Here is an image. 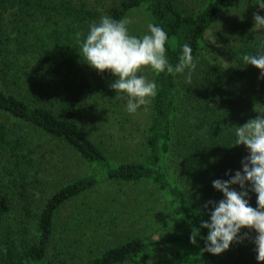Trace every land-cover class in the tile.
<instances>
[{"label": "trees", "instance_id": "16d2710c", "mask_svg": "<svg viewBox=\"0 0 264 264\" xmlns=\"http://www.w3.org/2000/svg\"><path fill=\"white\" fill-rule=\"evenodd\" d=\"M232 2L207 0L187 12L176 0H0V158H14L11 172L20 187L19 216L12 209L13 186L0 180V264H264L256 260L249 239L219 255L201 251L207 229L200 228L197 244L189 239L194 226L210 219L212 206L204 208L205 203L223 199L212 182L229 179V170L232 175L241 170L248 154L244 145H234L235 128L264 115V79H258L259 69L242 60L264 47V28H254L253 18V13L264 16L259 6L264 0ZM138 8L166 32L168 61L178 63L188 43L197 67L191 84L182 74L157 73L150 67L157 95L150 98L141 147L132 150L137 156L119 159L92 138L95 123L89 122L99 119L97 106L116 105V91L109 86L115 77L108 71L98 74L83 62L80 41L101 17L122 20ZM218 22L215 45L205 52V31ZM24 127V132L14 131ZM100 135L104 140L105 134ZM47 142L61 146L87 172L57 180L22 175V164L32 165L36 152L51 151ZM136 144L119 146L126 150ZM102 182L116 186L115 194L107 192L102 201L80 207L78 199ZM144 186L150 190L141 194V202L163 199L178 228L157 236L130 228L115 244L91 250L88 237L102 225L99 219L113 215L112 223L124 218L122 207L136 205L135 193ZM30 189L42 193L38 204H33ZM249 195L255 208L257 194ZM66 204L74 208L60 220ZM140 213L130 212V218L136 221ZM184 246H194V251Z\"/></svg>", "mask_w": 264, "mask_h": 264}, {"label": "clouds", "instance_id": "9594fccd", "mask_svg": "<svg viewBox=\"0 0 264 264\" xmlns=\"http://www.w3.org/2000/svg\"><path fill=\"white\" fill-rule=\"evenodd\" d=\"M264 9V4L259 5ZM254 28H264V16L253 13ZM128 19L115 20L109 16L101 17L99 23L90 25L89 32L80 41L79 55L89 67L98 74L110 72L115 80L109 86L116 91V96L127 97V111L135 113L137 109L150 103L157 95L155 82L146 81L143 75H137L145 66H150L157 73L170 75L182 74L191 84L192 73L197 67L193 49L185 43L178 63L171 64L166 58V32L159 26L148 24L149 34L143 37L129 35ZM80 34H78L79 37ZM245 65H253L260 70L258 79H264V47L255 54H244ZM235 144L244 145L248 154L241 161V170L225 173L229 179H216L212 186L223 194V199L209 200L204 208L211 205L209 220H201L200 227H193L189 237L192 244H197L196 237L200 228L208 230L205 247L202 252L219 255L233 243H242L245 239L255 245L256 260L264 262V115H257L243 125L235 128ZM234 185L239 186V191ZM250 192L257 194V206L250 203ZM242 229L248 232L241 233ZM255 231L254 237L250 236Z\"/></svg>", "mask_w": 264, "mask_h": 264}, {"label": "rangeland", "instance_id": "374dc122", "mask_svg": "<svg viewBox=\"0 0 264 264\" xmlns=\"http://www.w3.org/2000/svg\"><path fill=\"white\" fill-rule=\"evenodd\" d=\"M205 1L207 0H176V2L178 3V7L187 12L196 11V9L203 6ZM234 1L235 2H232L233 5H239L241 0ZM125 19L131 21V23L127 25L129 35L143 37L144 35L149 34L148 24L151 23V20L148 14L142 9L138 8L129 12ZM220 25V22L215 23L205 31V52H208L210 50V47H213L215 45V36ZM137 75H143L146 78V81L154 82L150 66L143 67L141 71L137 73ZM90 83L93 86V81L91 78ZM112 100H114L116 105L99 107L96 104V106L101 109L98 111L96 110L98 112L99 119L95 121H89L95 123V127H92L91 136L109 156H117V158L119 159L123 158L125 154L129 156H137L138 153H133L132 150H137L141 147L138 145H140V142L142 141L145 134L144 131L150 115V103L140 106L135 113L130 114L127 111L126 96L121 95L120 97H117L115 93ZM87 102L89 104L93 103L91 99H87ZM23 129L26 128L24 127L21 129H15L14 131L16 133L24 132ZM101 133L105 134L104 140L100 135ZM130 141H137L138 144H136L137 146L129 147L128 149L131 148V150L129 151L128 149H121V147L119 146V143L125 144ZM45 145L46 147L52 148L51 151H46L45 153L43 152V150L36 152L32 156V165L25 166L22 164V170L24 171L22 175L26 176L27 178L29 176L36 175L46 180H57L58 178L62 177L63 174L71 173L74 176H82L87 172L86 167L77 159H69L68 155L64 151H61V146H58L53 142H47ZM63 158H65V160H63ZM12 159L14 158L12 157ZM12 159L8 158V160L3 161L0 158V180L4 184L13 186L12 192L14 196V204L12 209L15 208L14 213L20 216V212L18 213V209L20 207V187L16 185V183L19 182V178L17 174H15V172H11L14 169ZM14 183L18 187H15ZM149 187L150 186H144V188H142L143 191L139 189L140 192H134L137 196V203H135L136 205H134L131 204V202H128L124 206L125 208L122 207V209L124 210V218L116 220L112 223L110 222L111 219H114L112 218L114 217L113 215H106L105 217L107 219L103 216L102 219H99V221L102 222V225L97 228L96 232H94V229L91 231V233L89 231L90 236L88 237V243L91 250L98 252L102 251L110 245L115 244L117 240H120V236L130 232V228L134 229L133 232L137 231L143 233H151V236H157L170 227H175V229L178 228L176 227V224L179 225L176 215L163 199H160L159 197L158 199L156 198L149 201L147 198H144L145 200L141 202V194L144 191H149ZM107 192H112L110 194H115L116 186H113L107 182H102L101 184L96 186L94 190H92L88 194H85L84 196H81L78 199L77 204H82L80 206L82 207L84 205L100 202L102 201V198L104 196L103 194ZM126 192L129 193L130 190L126 188ZM28 194H33L31 196L33 204H38L42 198V193L38 190L30 189L28 190ZM148 196L156 197L154 194L152 196ZM130 198H134L133 193H130ZM73 208L74 206L69 204L63 206L60 210L61 217H58V219L63 220L65 217H67V215H69L70 211ZM112 210L116 214L119 213L116 211V207H113ZM136 210H140V214L142 216L134 221L130 218V212H135ZM114 224L121 225L120 227L114 228ZM183 248L188 250L189 252L194 251V246H184ZM158 256L160 257L159 259H167L165 256Z\"/></svg>", "mask_w": 264, "mask_h": 264}]
</instances>
